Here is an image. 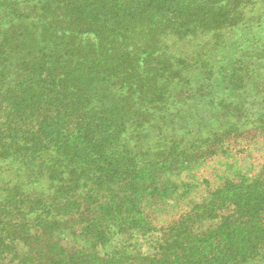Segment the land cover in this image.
<instances>
[{
  "label": "trees",
  "instance_id": "trees-1",
  "mask_svg": "<svg viewBox=\"0 0 264 264\" xmlns=\"http://www.w3.org/2000/svg\"><path fill=\"white\" fill-rule=\"evenodd\" d=\"M256 139L264 0H0V264H264Z\"/></svg>",
  "mask_w": 264,
  "mask_h": 264
},
{
  "label": "rangeland",
  "instance_id": "rangeland-1",
  "mask_svg": "<svg viewBox=\"0 0 264 264\" xmlns=\"http://www.w3.org/2000/svg\"><path fill=\"white\" fill-rule=\"evenodd\" d=\"M256 144L246 147L244 144H237L236 147L230 152V155L224 153L219 154L217 157L209 160L199 169H195L188 174H184L182 178L187 181H199V188L197 193L193 194L194 197H200L205 193L206 189L215 187L222 179L230 175L247 174L248 172L256 173L263 167L264 169V140L256 139ZM244 143V142H241ZM245 149V151L237 149ZM155 214L160 215L158 221L170 222L172 219L177 218L181 211L186 208V201H175L168 204H160L154 206Z\"/></svg>",
  "mask_w": 264,
  "mask_h": 264
}]
</instances>
